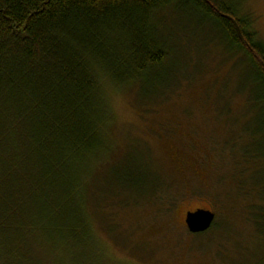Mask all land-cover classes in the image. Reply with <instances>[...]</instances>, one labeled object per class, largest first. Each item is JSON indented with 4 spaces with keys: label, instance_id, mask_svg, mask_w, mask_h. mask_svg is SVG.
Returning <instances> with one entry per match:
<instances>
[{
    "label": "trees",
    "instance_id": "trees-1",
    "mask_svg": "<svg viewBox=\"0 0 264 264\" xmlns=\"http://www.w3.org/2000/svg\"><path fill=\"white\" fill-rule=\"evenodd\" d=\"M234 4L0 0V264L98 263L95 222L104 225L112 208L129 206L112 188L92 199L90 179L117 148L109 137L107 90L115 86L139 95L162 71L168 52L156 25L172 10L192 9L243 50L264 103V44ZM143 176L139 169L125 170L117 185L144 190ZM162 189L150 188L136 205L156 201ZM175 202L168 195L160 210L170 213ZM251 209L264 235L263 194ZM216 222L198 235L213 233ZM112 225L104 228L113 231Z\"/></svg>",
    "mask_w": 264,
    "mask_h": 264
},
{
    "label": "rangeland",
    "instance_id": "rangeland-1",
    "mask_svg": "<svg viewBox=\"0 0 264 264\" xmlns=\"http://www.w3.org/2000/svg\"><path fill=\"white\" fill-rule=\"evenodd\" d=\"M231 1L264 44V0ZM191 10L174 9L156 25L168 57L139 95L115 86L107 90L113 118L109 137L117 148L90 179L92 199L111 194L112 188L129 206L112 208L104 225L95 222L98 263L263 260L264 235L257 232L251 209L264 195L261 84L243 50L230 46L216 24ZM137 169L148 188L126 191L117 185L125 170ZM150 188L166 190L157 195L161 199L136 205ZM171 194L175 207L165 213L160 208ZM199 208L218 215L213 233L189 232L186 214ZM110 222L113 231L104 228Z\"/></svg>",
    "mask_w": 264,
    "mask_h": 264
},
{
    "label": "water",
    "instance_id": "water-1",
    "mask_svg": "<svg viewBox=\"0 0 264 264\" xmlns=\"http://www.w3.org/2000/svg\"><path fill=\"white\" fill-rule=\"evenodd\" d=\"M217 214L212 210L199 208L188 211L185 222L190 233L198 234L210 230L216 221Z\"/></svg>",
    "mask_w": 264,
    "mask_h": 264
}]
</instances>
